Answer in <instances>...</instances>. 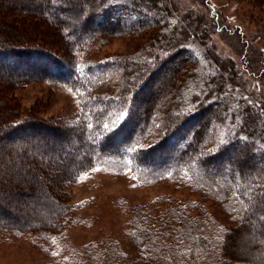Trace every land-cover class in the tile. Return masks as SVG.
I'll return each instance as SVG.
<instances>
[{
	"label": "trees",
	"instance_id": "trees-1",
	"mask_svg": "<svg viewBox=\"0 0 264 264\" xmlns=\"http://www.w3.org/2000/svg\"><path fill=\"white\" fill-rule=\"evenodd\" d=\"M255 4L264 11V0ZM124 37L144 41L133 51L87 54ZM2 66L0 134L13 141L0 145V234L63 232L76 221L70 186L115 160L201 195L164 196L154 216L134 207L129 235L139 255L181 254L210 227L208 199L231 215L223 262L264 264V105L243 96L241 69L216 50L198 14L177 0H0ZM39 82L75 93L70 120L22 111L13 91ZM95 257L86 256L91 264Z\"/></svg>",
	"mask_w": 264,
	"mask_h": 264
},
{
	"label": "rangeland",
	"instance_id": "rangeland-1",
	"mask_svg": "<svg viewBox=\"0 0 264 264\" xmlns=\"http://www.w3.org/2000/svg\"><path fill=\"white\" fill-rule=\"evenodd\" d=\"M177 1L182 11L189 9L203 20L216 50L235 59L243 74V96L264 105V11L259 9L255 0ZM143 41L142 37L114 38L87 54L95 58L133 51ZM0 69L5 70L6 66ZM167 71L163 70L151 82L152 91ZM13 97L22 111L32 110L40 117L54 121L70 120L79 108L74 92L47 82L30 83L15 89ZM6 136L0 134V145L13 141ZM38 138L43 135L39 134ZM54 152L59 153V150ZM256 158L252 156L248 165H257ZM69 192L76 208V221L58 234H0V264H91L86 256L92 251L96 255L94 264H225L221 242L224 227L232 224L229 221L231 215L208 199L203 200L207 202L204 204L215 214H205L210 227L197 232L194 240L185 243L181 254L177 257L151 256L148 251L146 255L138 254L129 235L134 207H150L154 216L157 212L153 208L165 207L160 204L164 196L177 200L201 198L199 191L174 179H143L126 164L106 160L83 173L70 186ZM0 201L7 202V198ZM121 251L126 258L120 255Z\"/></svg>",
	"mask_w": 264,
	"mask_h": 264
},
{
	"label": "snow or ice",
	"instance_id": "snow-or-ice-1",
	"mask_svg": "<svg viewBox=\"0 0 264 264\" xmlns=\"http://www.w3.org/2000/svg\"><path fill=\"white\" fill-rule=\"evenodd\" d=\"M123 118H124L123 116L118 117V119H123ZM89 127H91V125H89ZM104 127L107 128L108 125L105 124ZM221 143H224V142L222 141ZM144 147H145L144 145H140L139 149L130 148V149H128V151H138V150L143 149ZM148 147H151V145H148Z\"/></svg>",
	"mask_w": 264,
	"mask_h": 264
}]
</instances>
